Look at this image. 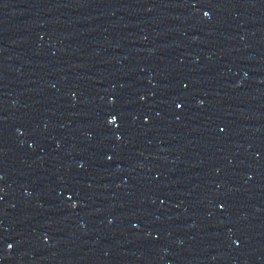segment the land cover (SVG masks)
Wrapping results in <instances>:
<instances>
[{"label": "water", "instance_id": "water-1", "mask_svg": "<svg viewBox=\"0 0 264 264\" xmlns=\"http://www.w3.org/2000/svg\"><path fill=\"white\" fill-rule=\"evenodd\" d=\"M0 264H264V0H0Z\"/></svg>", "mask_w": 264, "mask_h": 264}]
</instances>
